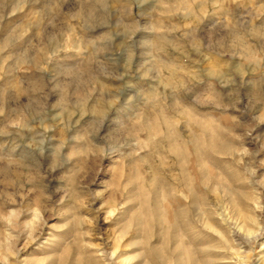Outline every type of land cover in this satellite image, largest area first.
<instances>
[{
    "label": "clouds",
    "instance_id": "1",
    "mask_svg": "<svg viewBox=\"0 0 264 264\" xmlns=\"http://www.w3.org/2000/svg\"><path fill=\"white\" fill-rule=\"evenodd\" d=\"M258 124L264 0H0V264H28L22 253L39 238L44 214L66 202L68 225L79 228L91 223L81 209L112 191L115 215V193L141 183L145 164L153 171L163 143L180 168L170 195L198 201L186 204L188 222L215 225L211 250L227 254L223 264H264L255 256L264 252ZM57 129L58 143L49 135ZM249 137L258 147H248ZM101 160L119 175L93 191ZM57 167L63 183L45 184ZM7 204L29 219L8 223ZM176 251L168 264H206L204 249Z\"/></svg>",
    "mask_w": 264,
    "mask_h": 264
},
{
    "label": "rangeland",
    "instance_id": "2",
    "mask_svg": "<svg viewBox=\"0 0 264 264\" xmlns=\"http://www.w3.org/2000/svg\"><path fill=\"white\" fill-rule=\"evenodd\" d=\"M27 11L25 9V13ZM25 13L18 16L23 18ZM254 129L252 136L259 135L264 142V124L254 125ZM179 133L188 137V129L183 124L179 127ZM49 135L56 137L55 142L58 143L61 130L57 129ZM248 141L249 148L258 147L251 142V137ZM173 150L174 146L163 143L149 162L153 165V171L148 172L149 165L145 164L142 174H148L143 176L141 183L115 193L118 210L111 217L108 216L110 209L107 204L113 198L112 191L104 192L103 196L81 209L80 215L87 217L91 223L79 228L74 224L68 225L72 217L68 213L67 202L60 205L56 212L45 213L46 223L37 233L39 238L22 253L28 258V264H168L169 260L175 262L182 255L176 251L181 244L185 249H204L198 258L206 261V264H223L227 254L211 250L213 242L219 239L215 225L211 221L199 226L188 222L190 217H187L186 204L198 201L193 198L186 202L182 196L170 195L171 186L177 185V175L180 173L177 156L170 154ZM187 151L191 152L192 148L188 147ZM141 155L146 156L148 153ZM261 158H264V153H261ZM63 171L60 167L55 172L49 171L44 183L52 187L63 183ZM261 171L264 172V169ZM118 175L114 164L101 160L90 178L89 188L103 191ZM124 175L127 176V169ZM196 191L197 194L204 192L199 188ZM33 199V196H29L25 205ZM208 200L215 201V196L209 195ZM4 210L8 223L17 218L21 223L29 219L27 212L17 217L16 205L7 204ZM196 214L197 209L193 208L192 215ZM0 227H3L2 223ZM180 233L184 234L183 241ZM261 243L264 244V240ZM255 256H264V252L257 251ZM253 264H259V261L253 258Z\"/></svg>",
    "mask_w": 264,
    "mask_h": 264
}]
</instances>
